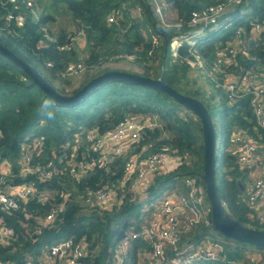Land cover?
<instances>
[{"label": "trees", "instance_id": "trees-1", "mask_svg": "<svg viewBox=\"0 0 264 264\" xmlns=\"http://www.w3.org/2000/svg\"><path fill=\"white\" fill-rule=\"evenodd\" d=\"M165 1L177 10V19L170 27L163 26L156 16L153 0H0V42L35 67L64 96L75 95L107 72L132 73L161 79L178 92L202 101L215 123L214 94H208L197 80L191 81L197 73L206 76L221 97L219 133L216 128L219 195L235 220L264 230L246 203V182L252 185L254 166L239 162L234 141L242 131L250 137L260 134L255 130L251 97L231 101L225 88L230 76L243 80L264 73V29L251 34L256 24L264 27V0ZM134 11L139 17H133ZM19 16L25 19L22 26ZM204 16H209L207 21ZM82 38L85 44L80 50L77 42ZM115 63L125 67H113ZM129 64L136 71L128 69ZM71 67L73 71H69ZM45 99L51 98L28 74L0 55V183L10 195L33 184L28 197L16 198V208L2 210L0 206V228L14 232L9 245L0 243V264H44L42 258L56 240H71L75 245L84 241L89 253L78 264H113L122 255L118 245L126 232L133 229L141 233L146 217H150L148 221L162 218L158 201L168 189H177L193 210L184 179H194L202 186L200 207L205 206L208 213L193 225L182 217L187 226L183 230L179 227L176 249L167 245L161 261L182 264L186 248L194 246L215 257L185 264H264L263 248L224 236L211 221L202 181L203 130L195 114L162 91L118 80L104 82L79 103H57L54 121L44 120L38 112ZM129 117H137L145 125L140 142L125 156L108 157L105 167L97 165L88 175L74 177V164L95 158L88 134H106ZM165 150L176 159L172 170L157 172L136 189L125 187L119 194L122 203L118 200L110 207L86 204L92 197L89 192L118 184L131 157L144 160ZM48 191L54 198L41 202ZM67 192L71 197L59 222L39 225L56 204L64 202L61 195ZM152 203L156 206L148 210ZM153 250L152 243L140 236L122 259L124 264H155Z\"/></svg>", "mask_w": 264, "mask_h": 264}, {"label": "built area", "instance_id": "built-area-1", "mask_svg": "<svg viewBox=\"0 0 264 264\" xmlns=\"http://www.w3.org/2000/svg\"><path fill=\"white\" fill-rule=\"evenodd\" d=\"M212 12L214 14L213 9ZM196 16L197 15H195V17ZM208 18L209 16H204L203 20L205 19V21H207ZM196 20H198V18H196ZM18 21L20 26H22L25 19L23 16H19ZM110 21H113V18H111ZM263 29V26L256 24L251 34L259 33ZM241 31L242 30L238 31L239 38H241ZM225 59L226 55L222 56V60ZM73 70L74 68L71 67L69 71ZM254 75L243 80H241V76H230V80L225 88L228 92V98H230L231 101H239L240 99H243L245 95L251 97L250 104L256 123L255 130L260 134L256 138L250 137L247 135L246 131H242L234 137V141L239 148V162L246 166H254L252 177H250V179H253V183L249 186L246 203L253 209L255 213V221L260 225H264V175L261 174L264 172V73H255ZM240 82H242L241 86L242 89L244 88V92L239 87ZM144 129L145 125L142 123L141 119H138L137 117H129L106 134L98 135L96 132H90L88 134V139L92 142L91 150L94 153L95 158H93L92 162L85 160L81 163L74 164L71 167V174L78 179L79 175L82 173L88 175L89 171L94 169L97 165H103L105 167L104 161L111 155L117 157L127 155L130 147L134 143L140 142L141 134ZM176 163V159L171 155H168L166 150L163 153L153 154L144 160H139L137 157H131L124 165L125 175L118 184L106 185L93 191V193L89 192L87 195H92V197L89 199L87 198V200L84 201L91 206L99 204L100 206L110 207L112 204L114 205L118 202L120 199L119 194L125 187L129 186L131 189H136L139 183H148L149 177L151 178L157 172L172 170L173 167H176ZM51 166L52 163L47 166L50 171V173L47 174L48 177L51 176ZM41 171L42 168L38 167V172ZM182 183L187 189H189V197L193 200L192 203H194V206L191 205L193 210H189L191 208L190 202L179 194L177 189L169 190V192L172 193L165 197L161 196V199L158 201L160 203L158 212L162 214V218L158 219V217H156L151 220V227H144L141 233H137L133 229L126 232L118 245V251L122 253V255L126 253L133 240L141 236L147 239L148 242L152 243L154 250L151 253V258L157 259L155 260V264H170L161 261L160 257L165 252L167 245H171L176 249L179 239L178 213H184V209L195 213L194 208L198 206L200 207L203 202L201 196L202 186H198L196 180L184 179L182 180ZM32 188L33 184L24 190H17L15 194L10 195L2 189L0 183L1 209L10 210L16 208V198L28 197L32 193ZM70 195L71 194L68 192L64 196L61 195V197H64V202L56 204L53 211L48 214L46 219L40 220L38 224L41 226L45 224L54 226L57 224L60 216L66 211V202L71 197ZM82 197L84 196H80V198ZM53 198L54 196L48 191L46 193V198H40V201L44 203ZM119 202L122 203L121 200H119ZM204 214L205 213L202 212V207H200V211L195 214L193 219H187L188 221L190 220L188 225L199 223ZM13 234L14 232L11 228L1 227L0 243L4 244L5 242H8ZM85 246L84 241H81L80 245H75V242L71 240H56L52 243L49 252L42 258V260L44 261V264H78L77 261L83 256L86 257L89 253ZM82 247H84V249H82ZM185 253L186 256L184 255L185 258L182 260V264L194 259L207 260L215 257L213 253H205L203 249H197L194 246L186 248ZM122 255L119 254L118 260L113 264H124ZM176 261L173 263L176 264ZM28 264H35V262H28Z\"/></svg>", "mask_w": 264, "mask_h": 264}, {"label": "water", "instance_id": "water-1", "mask_svg": "<svg viewBox=\"0 0 264 264\" xmlns=\"http://www.w3.org/2000/svg\"><path fill=\"white\" fill-rule=\"evenodd\" d=\"M244 41L246 43V37ZM0 55L28 74L46 96L61 105H73L81 102L99 85L108 80H118L125 83L141 85L168 94L181 106L195 114L201 121L204 141V173L202 175V181L205 184V192L210 202L211 221L215 229L232 240L264 249V230L246 226L235 220L230 215L219 195L216 178L218 151L217 131L213 117L202 101L178 92L161 79H152L137 74L118 71L107 72L102 76L94 78L75 95L64 96L56 91L35 67L18 57L1 42ZM239 185L244 190L241 182H239Z\"/></svg>", "mask_w": 264, "mask_h": 264}, {"label": "rangeland", "instance_id": "rangeland-1", "mask_svg": "<svg viewBox=\"0 0 264 264\" xmlns=\"http://www.w3.org/2000/svg\"><path fill=\"white\" fill-rule=\"evenodd\" d=\"M153 9L155 11V14L156 16L158 17V19L160 20V22L163 24V26L165 27H170L173 25L174 21L177 19V10L174 8L173 4H169L168 2H166L165 0H153ZM133 17H139L137 11H134L133 12ZM227 23V22H226ZM225 23V24H226ZM228 24V23H227ZM53 30H56V27L55 26H51ZM221 28V25L217 27L216 30L220 29ZM71 31H73L71 29ZM79 42H77V46L79 47V49H83L84 47V39H80L78 40ZM113 67H122L123 64H119V63H115V64H112ZM125 67V66H123ZM128 69H135L134 67H132L130 64L128 65L127 67ZM136 71V69H135ZM193 76V75H192ZM206 78V76H204ZM203 77L202 74L200 73H197L195 74L192 78H191V81H195L197 80V82L205 89V91L208 93V94H214V104L217 106L216 110H213L212 109V113L214 114V119H215V125H216V128L218 130V133L220 131V127H221V124H220V106H219V101L221 100V97L218 96L217 94H215V85L212 84L209 80H206L205 78ZM224 93L225 90H224ZM225 100V98H224ZM149 118V117H147ZM144 119V118H142ZM145 120V119H144ZM246 187L248 188L249 187V184L246 182ZM170 189H168L166 192L163 193V196L162 197H165L167 195H170L172 192H169ZM169 192V193H168ZM52 194V193H51ZM154 206H156V203H152V204H149L148 206V210H150V208H154ZM184 213H178L179 216H182V217H186V219H193L195 217V214L198 213V211H200V207H196L194 208V211L195 213L191 212V211H188L186 209L183 210ZM202 212L203 213H207L208 211L206 210V207L203 206L202 207ZM154 217V215H153ZM150 218V217H149ZM148 217H146V228L148 226H150V220L148 221L149 219ZM151 227V226H150ZM219 240V238H218ZM10 242H5L3 245H9ZM148 256V255H147ZM167 260V259H166Z\"/></svg>", "mask_w": 264, "mask_h": 264}, {"label": "clouds", "instance_id": "clouds-1", "mask_svg": "<svg viewBox=\"0 0 264 264\" xmlns=\"http://www.w3.org/2000/svg\"><path fill=\"white\" fill-rule=\"evenodd\" d=\"M59 108L56 101L45 99L38 107L40 116L47 121H54Z\"/></svg>", "mask_w": 264, "mask_h": 264}, {"label": "crops", "instance_id": "crops-1", "mask_svg": "<svg viewBox=\"0 0 264 264\" xmlns=\"http://www.w3.org/2000/svg\"><path fill=\"white\" fill-rule=\"evenodd\" d=\"M262 175H264V172H262L261 173ZM158 205H159V202H158ZM177 219H178V226L180 227V229H182L183 230V228H185V226H186V223H184V224H182V222H181V220H182V216H177ZM152 219H150V221H151ZM147 225V224H146ZM146 225H145V227H146Z\"/></svg>", "mask_w": 264, "mask_h": 264}]
</instances>
